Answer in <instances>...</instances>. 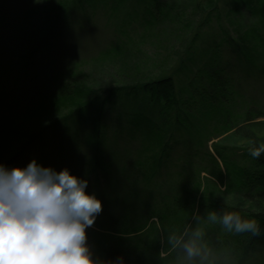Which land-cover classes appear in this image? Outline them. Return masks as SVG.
Instances as JSON below:
<instances>
[{"label":"trees","instance_id":"1","mask_svg":"<svg viewBox=\"0 0 264 264\" xmlns=\"http://www.w3.org/2000/svg\"><path fill=\"white\" fill-rule=\"evenodd\" d=\"M182 1L178 0L177 6L164 0H54L48 4L30 26L32 30L25 31L24 46L18 47L23 53L17 60L0 65L1 71L13 72L12 80L25 81L36 62L51 49L60 29L69 26L75 12L87 7L111 16L126 9L125 4L133 5L120 25L125 29L119 32L118 28L120 39L102 54L105 59L117 56L126 70L137 63L133 61L137 56H123L124 48L136 46L137 41L131 37L134 29L129 30L128 25L133 22H138L143 33L172 21L174 30L187 32L188 46L169 72L164 70L129 86L110 87L100 94L83 89L75 67L56 83L45 84L30 106L9 114V123L4 116L0 119V146L4 139L7 146L14 143L8 139L17 121L51 118L60 110L65 115L52 118L46 129L43 126L29 136L17 132L16 146L0 163L25 167L36 159L57 171L66 167L74 175L87 178V190L98 188L103 200L120 191V174L134 175L126 169L132 166V171L134 166L144 190L132 198L134 201L108 208L97 230H87L91 239V234L97 236L89 244L102 258L123 256L126 264H167L159 250L153 249L163 245L165 250L175 246L173 251H182L183 242L194 239L216 260L246 264L264 251V153L254 158L249 151L264 144V101L243 94L247 77L259 75L264 79V0H185L186 6ZM196 16L199 20L195 24L192 19ZM206 29L212 33L204 32ZM139 38L144 47L145 38ZM144 52L134 51L141 57ZM9 91L17 94L14 89ZM16 99L13 96L11 101L17 103ZM129 140L138 144L135 155L132 144L128 148L118 144ZM50 142L52 147L47 146ZM178 151L182 155L174 163L170 159H175ZM131 155L134 162L127 165L125 158ZM168 161L178 169L179 163L187 164L183 179L188 176L192 183L182 185V181L175 190L168 187L153 197L151 187H163L153 179ZM194 167L197 170L190 176ZM181 176L178 173L175 177L179 181ZM201 176L207 178L201 180ZM201 185L205 189L198 197L196 188ZM158 197L162 198L158 201ZM135 201L142 202L136 205ZM212 212L218 217L238 212L244 219H254L261 233L253 236L228 231L219 220H209ZM155 217L157 224L152 223L141 242L138 236L146 232V224ZM197 231L198 238L194 236ZM170 237L179 243L174 245Z\"/></svg>","mask_w":264,"mask_h":264},{"label":"rangeland","instance_id":"2","mask_svg":"<svg viewBox=\"0 0 264 264\" xmlns=\"http://www.w3.org/2000/svg\"><path fill=\"white\" fill-rule=\"evenodd\" d=\"M53 1L54 0H0V65L2 63L7 65L12 61L17 60V55L23 53L18 51V47L20 48L21 46H24L25 31L29 32L32 30L30 29V26H32L33 23L43 14L42 12L47 8V5ZM164 1L170 2V5L175 4V6H177L176 3H178V0ZM180 3L184 6L187 4L185 0ZM124 7L126 9H122L117 15L111 16L105 11L98 9L95 12H92L89 7H87L85 11L75 12L70 19L71 23L69 26L60 29L56 41L52 43L51 49L46 52L38 62H36V65L33 67L34 69H32V73H29L30 75H28V78H25V81L12 80L13 76L10 75H14L13 72L8 74L6 71H1L2 68H0V119L4 116L8 118L9 123V114L11 112L25 109V106L27 105L30 106L33 99H35V94L40 92L45 84L51 85L56 83L63 75L73 71L74 67L79 70V79H77L79 84L82 85L83 89L93 91L92 95H94V93H103L102 91L110 89V87L118 88L125 84L129 86L139 83V81L147 80L148 78H154L164 70L169 72L173 68L178 57L184 53L188 46L186 44L188 39L187 32L185 33L181 30L180 32L179 30H174L176 29L174 26L176 24L172 21L162 23L161 26L152 32L143 33L138 26V22L128 24L130 25L129 30L134 29L131 30V37L135 38L134 41L137 42L134 44L136 46H133L132 44L124 48L123 56L129 54L137 56V58L133 60L137 62L134 64V67L129 66V69L126 70L122 66V60L116 59L117 56H112L110 59H105L103 57L102 54L116 44L117 41L115 40L120 39L118 28L119 32L121 29H125V26L120 28V25L126 21V14L131 13L133 5L127 3ZM188 14H190V12H188ZM194 18L195 19L192 20L193 23L196 24L199 18L197 16ZM118 24L119 26L117 27ZM225 29L232 30V27L225 25ZM204 32L211 34L212 30L208 29L207 31L206 29ZM138 37H142L139 38L140 40L145 38V40L142 41H145L146 43L144 44V47H142V43L137 39ZM134 49L138 52H142V54L145 51V56L141 57V54L136 55ZM244 81L246 88L243 94L246 98L251 95V98L257 101H264V79L261 78V76L256 75L254 78L247 77ZM11 89L16 90L17 94L16 92L14 95L8 93ZM13 96L14 98H17V103L11 101ZM62 115H65L64 110L58 111L57 114L53 115L51 118L47 116L39 118L34 117L29 120H25L24 118L21 121H17V123L11 126L15 129H13L11 138L8 139L12 140L14 143L11 145L9 144L10 147H8L7 140L4 139L0 146V162H3L4 159L8 157L9 152L7 151L16 146L18 139H15V135L17 132L24 131L26 132L25 136H29V134L34 133L35 131L38 132L43 126L44 129H46L45 125H47L52 118H55L56 120ZM48 131L46 134L50 137V130ZM128 139L131 138L128 137ZM52 143H47V146L52 147ZM121 143L124 144V148H128L132 144L131 147H135L133 148V154L135 155V149L137 151L138 146L135 140H129L126 144L118 141L119 145ZM120 147L122 146L120 145ZM178 152L177 156L174 155L176 156L175 159H170L173 160L174 163L179 162L178 159L182 155L181 151ZM83 154L84 153H81V155ZM134 159L135 157L131 155L130 157L127 156L125 161L127 162V165H129L132 160L134 162ZM153 165L154 164L152 163L151 167H153ZM82 167L85 168L84 165H82ZM131 167H127L126 169L130 170L134 175L127 176L126 174H120L122 176L121 183L123 185H118V187H121L120 191L115 190V192L108 198L103 200L102 196L97 194L98 188L88 190L89 192H95L98 198L101 201H104L102 202L103 211L97 217V220L91 229L97 230L96 228L102 223L101 219L105 214L107 215L106 212L108 208L113 206L120 208L123 205L121 202L127 200L134 201L132 198L137 197L140 192L144 190L145 186L143 185V182H141V176L136 175L135 172L138 171L135 170L136 168L134 166L131 171ZM187 168V164L179 163L178 169L171 163V161H168L166 167L161 170L160 174L157 175L155 179H153L156 185H161L163 187L158 188L152 186V196L155 197L157 193L169 190V188L175 190L176 187L182 184V181L184 182L182 185H186L187 182L192 183V180L189 181L190 177L188 176L187 180L183 179L185 175H187ZM80 170L81 166H78V172ZM196 170L197 168L194 167L193 173L190 174V176H194ZM178 173L182 175V179L179 181L175 177ZM72 174H75V172H72ZM206 178L207 176H201V180H205ZM201 184L203 183L201 182ZM196 189H198L197 196L199 197L203 194L205 186L201 185ZM161 198L162 197H158V201ZM137 202L142 201H135L136 205L138 204ZM148 202L149 201H147V203ZM154 203L156 202L154 201ZM141 208L142 207L140 206V209ZM193 218L194 217L190 219L187 226L191 224ZM151 219L152 220H149L146 224L147 228L144 230L146 232L141 236H138L141 242H143L144 236L149 233L147 230L151 228L152 223L157 224V217ZM185 230L187 229L185 228ZM91 237L93 240L97 239L96 235L91 234ZM130 237L133 236L129 235V238ZM88 238L91 243L93 240L90 238V235ZM196 244L201 249V245L199 243ZM164 247L165 246L160 245L158 249L153 250H159L160 257H165L167 264H233L231 262H224L222 259L216 260L215 256L208 254V252H205V250L202 249L203 259L202 257H193L190 259L187 257L183 248L182 251H173L175 246L170 250H165ZM246 264H264V251L252 256Z\"/></svg>","mask_w":264,"mask_h":264},{"label":"clouds","instance_id":"3","mask_svg":"<svg viewBox=\"0 0 264 264\" xmlns=\"http://www.w3.org/2000/svg\"><path fill=\"white\" fill-rule=\"evenodd\" d=\"M250 155L259 158L264 144ZM89 180L70 169L57 171L32 159L25 167L0 163V264H126L123 256L105 259L89 244L87 230L103 211L102 201L89 192ZM228 231L258 236L261 228L254 219L238 212L217 216L209 213ZM199 237L200 233H194ZM174 245L179 243L170 237ZM190 259L202 257L196 240L183 242Z\"/></svg>","mask_w":264,"mask_h":264}]
</instances>
